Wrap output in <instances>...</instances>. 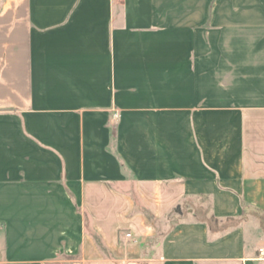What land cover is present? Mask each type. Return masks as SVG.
Instances as JSON below:
<instances>
[{"label": "crops", "instance_id": "1", "mask_svg": "<svg viewBox=\"0 0 264 264\" xmlns=\"http://www.w3.org/2000/svg\"><path fill=\"white\" fill-rule=\"evenodd\" d=\"M0 264H264V0H0Z\"/></svg>", "mask_w": 264, "mask_h": 264}, {"label": "rangeland", "instance_id": "2", "mask_svg": "<svg viewBox=\"0 0 264 264\" xmlns=\"http://www.w3.org/2000/svg\"><path fill=\"white\" fill-rule=\"evenodd\" d=\"M126 188H127V190H130V185L128 184V185L126 186Z\"/></svg>", "mask_w": 264, "mask_h": 264}, {"label": "trees", "instance_id": "3", "mask_svg": "<svg viewBox=\"0 0 264 264\" xmlns=\"http://www.w3.org/2000/svg\"><path fill=\"white\" fill-rule=\"evenodd\" d=\"M135 200L137 201V196H135ZM147 212V214L149 215V212L147 210H145Z\"/></svg>", "mask_w": 264, "mask_h": 264}, {"label": "built area", "instance_id": "4", "mask_svg": "<svg viewBox=\"0 0 264 264\" xmlns=\"http://www.w3.org/2000/svg\"><path fill=\"white\" fill-rule=\"evenodd\" d=\"M127 235H128V236H131V234H130V233H128Z\"/></svg>", "mask_w": 264, "mask_h": 264}]
</instances>
